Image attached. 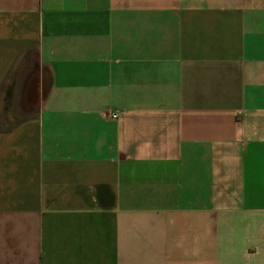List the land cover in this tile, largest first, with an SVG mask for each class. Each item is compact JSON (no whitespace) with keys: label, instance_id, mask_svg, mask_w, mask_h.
<instances>
[{"label":"crops","instance_id":"crops-1","mask_svg":"<svg viewBox=\"0 0 264 264\" xmlns=\"http://www.w3.org/2000/svg\"><path fill=\"white\" fill-rule=\"evenodd\" d=\"M14 72L0 264H264V0H0Z\"/></svg>","mask_w":264,"mask_h":264},{"label":"rangeland","instance_id":"rangeland-1","mask_svg":"<svg viewBox=\"0 0 264 264\" xmlns=\"http://www.w3.org/2000/svg\"><path fill=\"white\" fill-rule=\"evenodd\" d=\"M25 73H21L18 75V77L16 76L15 72L14 74L12 73L9 77L10 79L8 80L7 84H14V88H13V111L14 115H15V119L17 120H21V119H29L30 117H34L35 114V110H36V97L35 96H30L29 94V90L26 91V96L24 97V88L25 86H27L28 84L32 88L37 87V85H35V80L30 78L29 81H25L26 80V76ZM17 77L15 80H13V77ZM30 77V76H29ZM3 97V96H2ZM17 106H20L19 111L20 112H16V108ZM5 108V107H4ZM3 117H6V113L3 112ZM12 119V118H11Z\"/></svg>","mask_w":264,"mask_h":264},{"label":"trees","instance_id":"trees-1","mask_svg":"<svg viewBox=\"0 0 264 264\" xmlns=\"http://www.w3.org/2000/svg\"><path fill=\"white\" fill-rule=\"evenodd\" d=\"M8 79H9V74H8V76L6 77V80L4 81V85H3V93H4V95H3V97H2V95L0 96V104H4V107H5V113H6V117H7V119L8 118H12V120L13 119H15V115H14V111H13V90H12V88H13V84H7V82H8ZM3 112H1L0 111V117H2L3 116V114H2ZM23 121H25V119H21V120H17V119H15V123H14V125L16 126L18 123H21V122H23ZM13 127H10V128H6V129H4L1 125H0V132H2V131H7V130H11Z\"/></svg>","mask_w":264,"mask_h":264},{"label":"built area","instance_id":"built-area-1","mask_svg":"<svg viewBox=\"0 0 264 264\" xmlns=\"http://www.w3.org/2000/svg\"><path fill=\"white\" fill-rule=\"evenodd\" d=\"M116 117H117V115H116V114L112 115V118H114V119H115Z\"/></svg>","mask_w":264,"mask_h":264}]
</instances>
